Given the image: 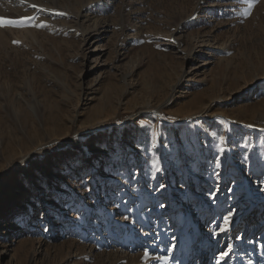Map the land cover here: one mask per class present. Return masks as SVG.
I'll return each instance as SVG.
<instances>
[{
  "label": "rangeland",
  "instance_id": "obj_1",
  "mask_svg": "<svg viewBox=\"0 0 264 264\" xmlns=\"http://www.w3.org/2000/svg\"><path fill=\"white\" fill-rule=\"evenodd\" d=\"M0 17V264H264V0Z\"/></svg>",
  "mask_w": 264,
  "mask_h": 264
},
{
  "label": "snow or ice",
  "instance_id": "obj_2",
  "mask_svg": "<svg viewBox=\"0 0 264 264\" xmlns=\"http://www.w3.org/2000/svg\"><path fill=\"white\" fill-rule=\"evenodd\" d=\"M33 7H35V5H33ZM253 7V4L252 3H249L248 4V8L251 9ZM249 12L246 10L245 11V15H248ZM28 19H32L31 17H29ZM24 23V21L22 20H13V19H5L3 17H0V27H8V26H18V25H22ZM35 27H46V25H42V24H36L34 25ZM220 144H224L225 143V137L224 136H220ZM220 152H224L225 149L224 148H220L219 149ZM214 163H215V166L216 168H220L222 165H221V160L219 159V157H216L214 159ZM158 164H159V160L156 161V164L153 165V167H156L157 171H160L159 167H158ZM215 176L219 177V172H214L213 173ZM166 187L165 185L161 184L160 185V188H164ZM264 190V189H262ZM217 191H218V187H217ZM209 195L211 197H215V192H210ZM232 211L229 210L228 214L223 216V225L220 226L218 225V228H219V232H226L229 230V225L231 223V217H232ZM125 220L128 219L127 216L124 217ZM219 233H213V235H218ZM175 245L173 244V247ZM172 249L169 248V251H171ZM229 253L228 252H225L223 249H220V254L218 257H215L216 259V264H221L222 261H225L226 257H228ZM143 258L145 260H148L150 259L151 257L149 256V253L147 251L144 252L143 254ZM157 259H163L165 261L168 260V257L167 256H164V257H157Z\"/></svg>",
  "mask_w": 264,
  "mask_h": 264
},
{
  "label": "bare ground",
  "instance_id": "obj_3",
  "mask_svg": "<svg viewBox=\"0 0 264 264\" xmlns=\"http://www.w3.org/2000/svg\"><path fill=\"white\" fill-rule=\"evenodd\" d=\"M262 224V223H261ZM259 227H261V226H259ZM263 238H264V235L262 236Z\"/></svg>",
  "mask_w": 264,
  "mask_h": 264
}]
</instances>
